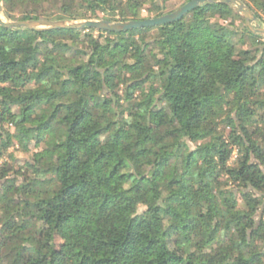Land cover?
I'll return each mask as SVG.
<instances>
[{"label":"trees","instance_id":"trees-1","mask_svg":"<svg viewBox=\"0 0 264 264\" xmlns=\"http://www.w3.org/2000/svg\"><path fill=\"white\" fill-rule=\"evenodd\" d=\"M172 1L0 3L119 22ZM0 264H264V35L216 0L123 32L0 23Z\"/></svg>","mask_w":264,"mask_h":264},{"label":"water","instance_id":"water-1","mask_svg":"<svg viewBox=\"0 0 264 264\" xmlns=\"http://www.w3.org/2000/svg\"><path fill=\"white\" fill-rule=\"evenodd\" d=\"M206 1H215V0H190L184 4L179 9L153 18L146 19H132L129 21H119L114 22L107 19L100 20H83L76 22L69 21H48V20H23V21H5L1 17V3H0V23L7 27H27L30 29H70V28H96L99 30H107L112 32H123L133 28L147 27V26H156L165 23L176 22L184 17L186 13L193 10L194 8L200 6ZM222 3H232L238 11H240L246 18L247 25L255 32L261 33L264 35L263 26H255L253 21H255L256 16L248 9L241 0H216Z\"/></svg>","mask_w":264,"mask_h":264},{"label":"rangeland","instance_id":"rangeland-1","mask_svg":"<svg viewBox=\"0 0 264 264\" xmlns=\"http://www.w3.org/2000/svg\"><path fill=\"white\" fill-rule=\"evenodd\" d=\"M186 2V0H173L172 2H171V9H175V10H177V9H179L180 7H181V5L183 4V3H185ZM174 10V11H175ZM142 16L143 17H146L147 16V14L145 13V12H142ZM242 16L245 18V16L242 14ZM258 24H260L259 22H258V19H255V21H254V25L255 26H257ZM12 151H13V154H14V157L16 158V160H15V166H22L23 164H24V162H25V160H26V158H28V156H29V154L28 153H26V152H24V151H22V150H20L19 148H18V146H16V147H13L12 149H11ZM236 156V151L234 152V157ZM61 241H62V237L61 236H58L57 237V242L58 243H61Z\"/></svg>","mask_w":264,"mask_h":264}]
</instances>
